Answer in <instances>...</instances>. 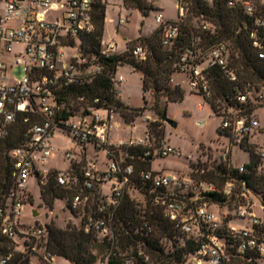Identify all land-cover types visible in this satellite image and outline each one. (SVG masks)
<instances>
[{"label": "built area", "instance_id": "2783aa9c", "mask_svg": "<svg viewBox=\"0 0 264 264\" xmlns=\"http://www.w3.org/2000/svg\"><path fill=\"white\" fill-rule=\"evenodd\" d=\"M99 1L0 0V264H56L57 254L48 247V224L21 220L26 203L32 201L28 190L32 174L39 178L41 194L52 178L68 189L64 198L67 208L73 217L80 215L75 224L108 244L98 264H108L114 255H119L123 264H165L149 245L150 236L163 231L160 222L164 221L196 241L193 255L183 264H264V199L245 178L235 175L221 182L203 176L205 168H198L202 161L194 164L188 178L158 172L153 169L157 157L182 156V152L168 143L164 133L156 136L150 130L149 121L155 120L147 119L144 136L110 142L114 108L103 105L100 96L91 100L85 94L62 95V89L89 84L101 75L106 57L122 54L143 61L149 54L139 37L128 39L126 48L119 51L118 41L104 33L99 51H90L89 37L95 31ZM228 6L240 8L252 21L251 43L263 58L264 0H228ZM177 7L176 19L166 18L161 11L154 16L157 27L162 28V44L171 47L183 39L176 69L186 74L195 93L211 103L214 67L230 81H238L230 63L234 46L224 38L208 43L207 35H217L219 26L205 14L191 18L193 0H178ZM107 13L108 8L105 21L112 19ZM129 20V15L121 14L118 25ZM15 66L22 68V77L13 76ZM119 66L111 74L117 98H121L120 85L125 81L117 73ZM232 98L240 106L220 99L213 109L221 118L219 127L231 139L215 162L225 163L230 171L235 168L248 173V162L232 161V146L251 143L253 131L260 128L257 111L264 107L259 103V99L264 103V87L256 89L249 84ZM249 101L256 103L250 112L244 106ZM66 112L70 115L64 117ZM19 118L28 128L24 138L8 149L6 139ZM57 129L70 138L65 158L71 165L65 169L46 166L58 149L52 140ZM91 144L106 150V168L100 166L98 155L91 157ZM256 145L257 169L264 174V144ZM135 149L141 150L138 155L131 153ZM142 162L151 167L138 169L136 163ZM107 182L112 183L109 193L103 189ZM213 195L224 199L211 200ZM127 198L139 211L137 219L131 220L134 234L118 219V208ZM257 200L262 215L256 212ZM210 206L222 207L220 216ZM169 232L163 233L161 244L169 243ZM128 234L139 238L127 245Z\"/></svg>", "mask_w": 264, "mask_h": 264}, {"label": "trees", "instance_id": "16d2710c", "mask_svg": "<svg viewBox=\"0 0 264 264\" xmlns=\"http://www.w3.org/2000/svg\"><path fill=\"white\" fill-rule=\"evenodd\" d=\"M126 7L137 8L146 16L152 10L157 9L156 6L148 0H123ZM105 4L101 0L96 4L95 12V31L89 37V49L91 52H98L100 47V39L105 29L106 18ZM192 16H201L205 14L209 16L219 26L217 35H207L208 43H213L219 38H224L230 41L234 46V51L230 58L231 65L235 68L238 75V81H230L218 67H214L211 71L213 77V86L215 90L214 99L211 101L213 109H216L217 100H228V104L237 107V104L232 96L237 91H245L249 84L255 86L256 89L264 87V57L259 56L258 50L252 45L249 36V29L252 26V21L245 15L240 8L228 6V0H193ZM245 22L248 27H245ZM211 36V37H210ZM138 40L148 46L149 54L143 61H136L134 58L126 55L118 54L105 58L106 67L103 73L93 79L89 84L71 85L62 89L63 96L71 95L76 97L80 94H85L89 99L100 96L102 104L111 106L116 112H119L127 123H133L141 114V110L125 103L121 98H117L114 94V84L111 80V74L117 69L118 65L128 62L134 68L141 72L143 91L152 92L154 103L152 110L155 111L158 119L149 121L148 127L156 135L161 136L164 133L163 120L167 117V105L161 106L160 99L165 97L167 101H180L185 96V90L180 84L171 81L177 71L176 63L179 54V47L183 43V39H179L171 47L163 46L162 44V28L157 27L150 35L139 36ZM264 100V99H263ZM262 100L259 103L264 106ZM256 103L251 101L244 105L250 112L255 107ZM66 112L64 117L69 116ZM28 124L22 118L14 125L13 130L6 139V147L11 149L15 147L25 136ZM221 134L228 135L227 132L218 127ZM240 146L249 152L250 160L246 163L248 173H239L238 169L230 171L227 165L223 162L212 163L211 167H207L204 163H199V169L205 168L203 176H208L219 181H224L229 177L239 175L248 181L254 191L261 195L264 199V174L259 173L257 167L259 157L256 153V144L243 142ZM140 149L131 150L133 154H139ZM138 169H149V162L136 163ZM213 166V168H212ZM69 195L67 188L60 187L56 184L55 179L50 182L42 190V197L50 206L54 200L66 198ZM219 195H213L211 200L223 201ZM139 211L135 208L134 203L127 198L118 208V219L123 220L126 228L130 229V233L134 234L135 224L131 220H136ZM130 222V223H129ZM161 228L153 236L149 245L151 252L155 257L162 260L165 264H183L190 258L195 250V239L178 233L174 226L168 222H160ZM49 242L48 247L55 254L64 256L74 264H98L105 252L108 251V244L101 241L94 233L87 232L84 228L77 224H67L65 227L58 226L54 223L48 224ZM170 231L167 236L169 243H162L163 233ZM132 234V235H133ZM139 236L131 237L127 235V245L134 242V239ZM126 248L125 244L123 245ZM108 264H123L121 257L114 255L109 260Z\"/></svg>", "mask_w": 264, "mask_h": 264}, {"label": "rangeland", "instance_id": "374dc122", "mask_svg": "<svg viewBox=\"0 0 264 264\" xmlns=\"http://www.w3.org/2000/svg\"><path fill=\"white\" fill-rule=\"evenodd\" d=\"M155 3L156 8L152 10L148 16L137 8L126 7L123 0H101L108 7V21L106 29V37L111 36L118 41V50L123 51L126 48L128 39H135L139 36L152 33L157 28L154 16L158 11L163 12L166 18L176 19L178 17V0H148ZM153 1V2H152ZM211 2L212 0H207ZM153 3V4H154ZM129 15V22L126 25H118L120 15ZM118 74L124 76L125 81L120 85L122 99L130 106L141 108V114L135 119L134 125L126 123L119 112L114 113V123L121 122L120 126L114 125L113 134L129 135L133 130L138 136H144L147 130V119L156 120L157 115L152 110L154 96L152 92L143 91L142 74L137 71L134 66L125 62L119 66ZM15 77H22L23 72L20 66H15L12 70ZM176 84H180L185 90V96L180 101H167L165 97L160 99L161 106L167 105V117L177 123L176 126L168 121H164V137L174 147L182 152V156L170 155L165 157H157L153 162V169L163 172L171 176H182L188 178L193 171L194 164L200 161L205 162L207 167L219 158L221 151L225 147H229L231 139L225 134L218 131L221 118L213 114L211 103L201 94L195 93L190 87L189 79L183 72L174 74ZM204 104V108H200V104ZM260 118V129L253 131L250 141L253 144H264V108L258 109ZM107 114V112H106ZM204 121L198 124L197 121ZM53 142L57 146V151L48 159L47 167H56L59 169L68 168L71 165L70 159L65 158L66 147L70 143V138L62 130L57 129ZM110 142H114L110 140ZM91 157L98 155L99 164L102 168H106L107 152L105 149L98 150L92 144L89 146ZM209 160V161H207ZM249 152L243 149L240 144L232 146V161L237 164L249 162ZM111 182L103 185L106 193L111 191ZM28 190L32 196V201L26 203L21 216V220L27 224L40 222L43 224L54 223L58 226L65 227L67 224H75L80 219L79 214L73 217L72 212L67 208V201L63 198L54 200L52 206L46 203L41 194V185L36 174H32L29 178ZM216 216H220V206H210ZM38 212L34 215L33 212ZM256 212L258 215L263 214V209L259 200H257ZM264 261V258H263ZM56 264H71L64 256L57 255L55 257Z\"/></svg>", "mask_w": 264, "mask_h": 264}, {"label": "crops", "instance_id": "0c3cea01", "mask_svg": "<svg viewBox=\"0 0 264 264\" xmlns=\"http://www.w3.org/2000/svg\"><path fill=\"white\" fill-rule=\"evenodd\" d=\"M153 2V1H152ZM154 3V2H153ZM154 5L155 6H158V5H156L155 3H154ZM108 8V7H107ZM108 19H106V21H105V27L107 26V24H108ZM151 33H149V34H146V35H150ZM104 35L106 36V29H104ZM174 82H175V79H174ZM122 92H123V90H122ZM121 92V93H122ZM198 94V93H197ZM121 99H122V96H121ZM123 100V99H122ZM124 101V100H123ZM125 103H127L126 101H124ZM128 104V103H127ZM200 108H204V104L202 103V104H200V106H199ZM260 109H262V107H259ZM258 108V109H259ZM264 108V107H263ZM138 109V108H137ZM138 110H141V109H138ZM258 113H259V111H257ZM260 115V114H259ZM158 118V117H157ZM113 119H114V117H113ZM199 121V120H198ZM197 121V122H198ZM126 122V121H125ZM120 123L121 122H117L116 121V123H114V121H113V127H114V125H116V126H120ZM127 123V122H126ZM134 123L135 122H133V123H129V124H132V125H134ZM164 129H165V126H164ZM260 129V128H259ZM138 135L135 133V131H133V130H131L130 131V134L129 135H118V136H115L114 134H113V129H112V133H111V140L112 141H114V142H118V141H120V140H127V139H129V138H131V137H137ZM237 164V163H236Z\"/></svg>", "mask_w": 264, "mask_h": 264}, {"label": "water", "instance_id": "95a60500", "mask_svg": "<svg viewBox=\"0 0 264 264\" xmlns=\"http://www.w3.org/2000/svg\"><path fill=\"white\" fill-rule=\"evenodd\" d=\"M138 109H141V108H138ZM166 121L170 122L171 124H173L174 126L177 125V123L171 119H169L168 117L165 118ZM34 215H38V212L34 211Z\"/></svg>", "mask_w": 264, "mask_h": 264}]
</instances>
